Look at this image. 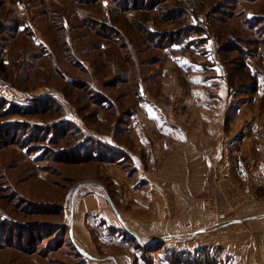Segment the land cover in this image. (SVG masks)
Listing matches in <instances>:
<instances>
[{
	"label": "rangeland",
	"instance_id": "obj_1",
	"mask_svg": "<svg viewBox=\"0 0 264 264\" xmlns=\"http://www.w3.org/2000/svg\"><path fill=\"white\" fill-rule=\"evenodd\" d=\"M117 2L0 0V97L29 110L28 117L0 118V126L18 133L14 144L0 149V264H64L65 250L72 247L65 241L66 231L59 232L62 225L67 227L65 212H58V204L71 187L98 180L116 193L111 176H119L120 170L128 171L125 180L138 179V168L130 156L95 140L88 131L104 134L119 118L125 121L126 100L134 102L137 86L151 76L149 61L166 59L163 51L150 47L153 38L161 36L168 42L191 25L197 27L187 34L194 38L195 33L204 32L201 42L212 39L211 48L214 44L218 50L238 45L251 53L247 62L258 78L255 95L247 93L253 84L237 77V60L242 55L234 51L230 61L222 58L228 78L230 74L236 77L228 116L230 120L239 116L237 124L228 120L226 128L233 131L229 137L237 142H230L234 144L230 151L242 149L249 134L251 148L264 152V0ZM119 4H125L127 11H121ZM173 8L185 9L184 18L176 24L149 22V28L159 32L154 37L134 28L136 20L144 21L145 16L162 19ZM106 101L115 102L105 108ZM260 177L264 188V175ZM222 181V176L216 179L217 184ZM216 182L207 189L204 201L206 208L223 220L236 206L220 186L216 189ZM171 205L174 210L175 204ZM111 232L124 235L122 246H136L137 261L142 264H171L174 254L199 250L172 249L197 235L139 249L138 241L128 232ZM28 234H32L33 244ZM206 249L236 263L230 253ZM255 258L256 263L264 264V252L257 251ZM67 261L75 262L76 257Z\"/></svg>",
	"mask_w": 264,
	"mask_h": 264
},
{
	"label": "crops",
	"instance_id": "obj_2",
	"mask_svg": "<svg viewBox=\"0 0 264 264\" xmlns=\"http://www.w3.org/2000/svg\"><path fill=\"white\" fill-rule=\"evenodd\" d=\"M203 37L174 44L164 61L150 64V78L137 86L134 102L126 100L125 121L119 118L104 134L88 129L90 137L130 156L138 179L125 180L128 171L120 170V177L111 176L116 193L98 180L71 187L62 201L72 247L64 264H142L136 246H122L124 235L112 229L146 249L197 235L172 249L209 248L232 254L234 264H261L255 254L264 252V152L251 148L249 134L242 149L230 151L237 142L226 125L239 121L228 116L233 89L217 44L211 48L212 39ZM214 182L236 206L223 220L204 201ZM70 256L76 261H67Z\"/></svg>",
	"mask_w": 264,
	"mask_h": 264
},
{
	"label": "trees",
	"instance_id": "obj_3",
	"mask_svg": "<svg viewBox=\"0 0 264 264\" xmlns=\"http://www.w3.org/2000/svg\"><path fill=\"white\" fill-rule=\"evenodd\" d=\"M89 0H86V2L88 3ZM169 0H163V3H168ZM189 0H185V3H187ZM91 2V0H90ZM94 2V1H92ZM114 2H117V0H114ZM118 3V2H117ZM120 9L123 12H126V6L124 4L120 5ZM152 7V6H151ZM149 7V8H151ZM178 8V7H177ZM187 8V6H186ZM167 9V8H166ZM181 10V11H179ZM185 10V9H184ZM184 10L181 9H176L173 8L171 10H169L167 12V15L164 14L162 17V19H158L156 20L154 17H146L143 18V20L145 21H135V27L136 30H138V32L140 31L142 34L146 33L147 37L150 36L154 37L155 34L159 33L158 31H155L152 28H149L148 23L149 22H154L155 24L158 23L160 20H162L163 22L166 23H172V24H176L177 21H179L180 19H183L184 17ZM137 11V10H136ZM179 13V14H178ZM122 21L126 26L129 25V22L127 20H120ZM112 23V22H111ZM117 23V22H116ZM113 25L115 23H112ZM193 27H197V26H185V28L183 30H180L177 35H174V37L168 41L165 42L163 39V37H156L154 40L152 39L153 43H150V47L152 48H157L159 51H163L164 56H166V49L173 46L174 44L177 43H182L183 41L191 38L192 36L188 35L187 32L190 29H193ZM152 29V30H151ZM145 34V36H146ZM195 36H202L205 33L204 32H197L195 33ZM230 43V42H229ZM150 47H148L150 49ZM233 46H224L222 48L219 49V53L222 56V58L224 57L225 60L230 61L231 57H230V53L237 51V53H240L242 56H240L238 58V67H236V70L239 71V78H245L246 80H248V82H251V84H253V87L251 88L250 92H247L248 94H252L255 95L258 92V78L255 74L252 73V70L248 64V59L250 57H252L251 53H249L248 51H242L238 45H236L235 47ZM156 49V50H157ZM251 55V56H250ZM149 63H152V61H149ZM229 82L231 84L232 89H234V86H236V77H234L233 74H230L229 77ZM7 105H9V107H7ZM36 109H38V107H35ZM28 111L26 108H22L16 104H11L9 103L8 100H6L5 98L0 97V118L2 119H9L10 117H14L16 115H20V116H24V117H28ZM6 127L0 126V149L5 148L11 144H14L16 142V137L18 135L17 131H13V134L11 132V129H8ZM109 152L111 151L110 149L108 150ZM112 152V151H111ZM68 162H72L74 161L73 158H67ZM60 211L58 212H63L64 211V206L62 204H58ZM66 227V225H65ZM62 230L59 229L60 231L63 230H67L66 228L63 227L62 225ZM67 232L65 233V241H66V235ZM28 240H32L30 243H34L33 238H32V234H28ZM26 237V235H25ZM27 238V237H26ZM24 249V248H23ZM139 249H142L141 246H139ZM231 259H225L219 256L214 255L210 250L206 249V248H202L199 249L195 254H192L191 252H182L179 254H174V257L172 256V260H171V264H233L232 262H230Z\"/></svg>",
	"mask_w": 264,
	"mask_h": 264
}]
</instances>
